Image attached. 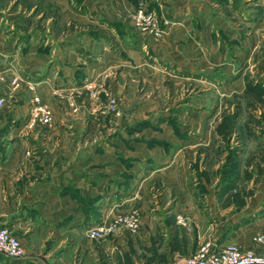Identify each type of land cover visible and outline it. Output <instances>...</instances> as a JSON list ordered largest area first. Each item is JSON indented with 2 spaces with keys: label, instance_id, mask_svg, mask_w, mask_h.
<instances>
[{
  "label": "rangeland",
  "instance_id": "1",
  "mask_svg": "<svg viewBox=\"0 0 264 264\" xmlns=\"http://www.w3.org/2000/svg\"><path fill=\"white\" fill-rule=\"evenodd\" d=\"M65 1L75 18L64 15L61 21L52 0H0L1 26L5 19L11 23L6 28L19 43L20 55L32 46L50 59L54 49H60L73 59L61 62L68 61L77 72L67 85L61 71L55 72L52 60L46 59L42 69L50 78L28 76L37 82L26 83L15 70L1 77L0 134L18 126L16 121L9 123L14 113L5 112L15 104L9 92L23 85L22 91L30 89L26 84L33 88L45 84L46 92L31 88L26 112L19 117V133L27 135L31 150L41 146L30 133L52 131L63 135L59 141L63 149L76 150L77 155L66 160L81 157V150L104 152L107 160L97 159L95 166H134L140 170L139 177L175 159L187 173V190L205 223H219L218 235L214 230L206 238L209 231L199 229V247L228 241L227 233L236 223L226 221L251 194L249 182H256L264 170V1L88 0L91 12L89 8L84 12L82 0ZM137 15L154 22L155 37L143 25H135ZM228 21L233 25L229 32L223 27ZM172 22L182 29L202 31V56L170 60L157 50ZM81 37L91 41L89 50L68 46ZM34 99L50 108V125L25 126ZM56 111L66 117L62 123ZM27 155L32 157L30 152ZM120 173L130 177L124 170ZM158 180L159 176H152L146 190L150 206L161 215L169 207L164 198L170 192ZM28 227L26 231L6 228L29 250L41 254L52 244L50 256L58 254L68 264H87L86 252L78 253L65 242L56 246V237L37 235L41 229L35 223ZM107 244L91 241L96 250L93 264H133L132 256H137L133 244L121 248L114 241V248L105 254L101 247Z\"/></svg>",
  "mask_w": 264,
  "mask_h": 264
},
{
  "label": "crops",
  "instance_id": "2",
  "mask_svg": "<svg viewBox=\"0 0 264 264\" xmlns=\"http://www.w3.org/2000/svg\"><path fill=\"white\" fill-rule=\"evenodd\" d=\"M52 1L59 11V20L63 21L64 15L75 18L73 10L67 7L65 0ZM81 5L85 8L84 12L87 11L86 8L92 11L88 0H82ZM174 23L168 26L165 39L159 43L157 50L169 55L170 60H179L191 55L196 58L202 56L204 46L203 42L199 41L202 31L198 28L193 30L192 27L182 29L178 25H173ZM2 24L3 26L0 23V78L6 74H13V70L19 72V76L24 77L26 83L37 82L36 77L28 76L41 78L42 75V78H50L42 69L49 57L46 58L43 52H36L32 46L20 55L19 43L16 45L15 38L9 37L8 34L11 23L5 19ZM229 24L228 21L223 26L228 32L233 26ZM68 46L86 51L91 48V41L81 37L77 41L71 40ZM65 53L66 51L54 49L47 61L52 60L54 67L52 69L55 72L60 70L68 85L71 82L70 77L75 76L77 72L75 73L73 65L70 67L68 62L73 60L72 57H66ZM214 56L213 52L208 58ZM65 58H68V61L61 62V59L63 61ZM52 72L54 71L52 70L50 74ZM57 81H61V78ZM26 85L30 89L22 91L25 87L23 85V88L9 92V97H12L15 104L10 105L9 111L5 110L7 113H14L9 123L16 121L18 126L4 130L0 134V226L12 230L24 227L26 231L30 228L28 226L35 223L41 229L37 231V235L45 233L53 239L56 237V246L65 242V246L72 245L73 250L76 249L78 253L86 252L89 255L87 264H93L95 260L93 252L96 250L90 245L92 239L87 238L83 230L101 219L110 221L116 215L129 211H135L138 216L139 223L135 233L130 234L120 228L102 240L93 241L110 243L101 247L105 254L114 248V241L121 248L133 244L137 250L134 252L137 256H132L133 264H154L166 261L173 254L190 255L199 248V239L202 236L199 229L209 231L206 238L212 235L214 230H217L216 235L220 234L219 223L206 224L203 220L199 207L187 190V173L175 159H171L163 166L149 169L148 172L145 171L146 174L139 177L140 170L134 166L127 169L118 164L101 163L95 166L94 162L97 159L107 160L104 152L81 150V157L66 160L65 157L77 155L76 150L63 149V146L59 145L63 135L52 131L39 135L30 133V138L38 139L37 144L41 146L31 150L33 147H29L27 135L19 133L22 128L19 125L21 122L19 117L26 112L30 95L34 92L32 90L46 92L47 87L45 84L35 88L31 84ZM0 90L3 88L0 87ZM52 107L56 108L53 103ZM55 113L57 114V111ZM57 117L61 123L66 119L60 114H57ZM27 152H30L32 157L27 155ZM121 170L130 174V177H123ZM152 176H159L158 181L162 187L166 192H170L169 196L164 198L165 204H169V207L162 212V216L156 213L154 206H150L151 201L147 196L146 184ZM249 183L251 194L245 196L242 207L226 221V224L236 223V226L227 233L228 240L235 241L241 246L249 244V235L263 223L264 211H261L263 210L261 205L264 200V170H261L256 182ZM255 213L257 215H254ZM125 234L132 241H125L128 238ZM58 236H69L70 239L64 241L58 239ZM159 243L162 246L157 249L155 245ZM21 245L24 248V257L16 260L0 257V264H68L58 254L50 256L52 244L41 254L33 249H27L22 243ZM32 246L34 248V244Z\"/></svg>",
  "mask_w": 264,
  "mask_h": 264
},
{
  "label": "built area",
  "instance_id": "3",
  "mask_svg": "<svg viewBox=\"0 0 264 264\" xmlns=\"http://www.w3.org/2000/svg\"><path fill=\"white\" fill-rule=\"evenodd\" d=\"M148 19V20H147ZM143 25L153 37L157 35L154 22L148 16L137 15L135 25ZM34 105L29 109L25 119V126L50 125L53 116L50 108L45 104H39L34 99ZM2 99L0 98V106ZM138 216L135 211L116 215L112 220L88 225L84 234L92 240H102L107 235L122 228L130 234L138 228ZM249 244L241 246L235 241H223L220 244L208 247L202 245L190 255L173 254L166 261H158L154 264H264V217L261 227L253 231L248 237ZM0 255L16 260L24 257V248L20 240L5 226H0Z\"/></svg>",
  "mask_w": 264,
  "mask_h": 264
}]
</instances>
